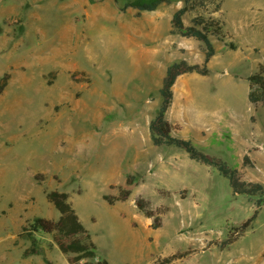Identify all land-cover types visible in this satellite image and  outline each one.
Returning <instances> with one entry per match:
<instances>
[{"label": "rangeland", "instance_id": "374dc122", "mask_svg": "<svg viewBox=\"0 0 264 264\" xmlns=\"http://www.w3.org/2000/svg\"><path fill=\"white\" fill-rule=\"evenodd\" d=\"M126 1L0 0V264H70L52 234L39 235L43 254L24 255L23 225L60 216L47 198L55 189L112 264H264V205L150 137L167 66L205 57L204 43L172 32L182 0L141 13ZM200 15L218 19L224 37L210 35L208 74L177 78L166 117L174 134L264 184V106L248 98V77L264 65V0L207 1L184 23ZM126 189V200L104 199Z\"/></svg>", "mask_w": 264, "mask_h": 264}, {"label": "trees", "instance_id": "16d2710c", "mask_svg": "<svg viewBox=\"0 0 264 264\" xmlns=\"http://www.w3.org/2000/svg\"><path fill=\"white\" fill-rule=\"evenodd\" d=\"M172 0H127L123 5V9L133 8L139 13L143 11H154L163 3H171ZM207 1L215 0H182L183 4L175 10L172 15L171 24L172 32L180 33L186 37H194L204 43L205 57L202 63H192L187 59L181 58L171 62L165 72L160 87L161 102L156 110V114L149 123L150 137L153 144L161 146H175L184 149L191 159L201 163L214 166L219 173L229 179V183L234 193L245 194L256 201V205L260 208L264 205V184L260 182H248L241 179L239 170L236 167L228 165L225 161L213 157L198 146L195 145L191 138H186L174 134L175 125H173L166 117V113L173 101V86L177 78L185 73H199L206 75L209 73L208 61L215 54V49L210 39V35L214 34L218 37H224L223 25L216 18H205L204 16H196L193 23L186 25L184 23V15L198 6H204ZM234 47L233 44H230ZM8 74L4 75L0 80V93L7 85ZM249 101L253 104H262L264 106V65H260L257 72L249 75ZM41 176V175H38ZM133 177L127 178V184H132ZM130 189L123 190L117 196L104 195L109 203L118 200H126L129 197ZM47 198L54 204L60 212L57 220L36 217L27 225H23L21 235L30 241V246L24 251V255L43 254L44 248L41 245L40 234H52L53 240L63 254L69 255L70 264H112L107 258L100 257L97 254V246L91 239L90 232L81 222L72 202L69 200V194L65 191L51 190L47 193ZM141 208H145V203ZM257 208V209H258ZM147 216H153L154 213L144 209ZM258 210L241 225L232 227V231L226 240L223 241L224 246L234 241L236 236L234 231L244 232L256 218ZM158 218V217H156ZM158 222H154L152 226L158 227ZM72 254V255H71ZM171 257L163 260L169 263ZM46 264L53 262L45 258Z\"/></svg>", "mask_w": 264, "mask_h": 264}, {"label": "crops", "instance_id": "0c3cea01", "mask_svg": "<svg viewBox=\"0 0 264 264\" xmlns=\"http://www.w3.org/2000/svg\"><path fill=\"white\" fill-rule=\"evenodd\" d=\"M159 7H160V6H159ZM159 7H158V8H159ZM158 8H157V9H158Z\"/></svg>", "mask_w": 264, "mask_h": 264}]
</instances>
